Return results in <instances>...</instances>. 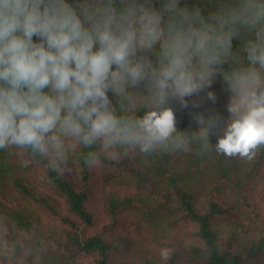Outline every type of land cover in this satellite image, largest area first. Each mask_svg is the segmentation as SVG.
<instances>
[{
    "label": "clouds",
    "instance_id": "9594fccd",
    "mask_svg": "<svg viewBox=\"0 0 264 264\" xmlns=\"http://www.w3.org/2000/svg\"><path fill=\"white\" fill-rule=\"evenodd\" d=\"M217 78L227 118L191 113L196 130H179L171 104H215ZM261 148L264 0H0V151L62 175L74 154L91 169L135 153L251 161ZM44 252L0 223V264Z\"/></svg>",
    "mask_w": 264,
    "mask_h": 264
},
{
    "label": "trees",
    "instance_id": "16d2710c",
    "mask_svg": "<svg viewBox=\"0 0 264 264\" xmlns=\"http://www.w3.org/2000/svg\"><path fill=\"white\" fill-rule=\"evenodd\" d=\"M209 90L215 104H171L179 130H196L191 113L227 118L221 79ZM0 223L34 255L44 248L41 264H264V148L251 161L215 151L102 156L91 169L74 154L62 175L0 151Z\"/></svg>",
    "mask_w": 264,
    "mask_h": 264
}]
</instances>
